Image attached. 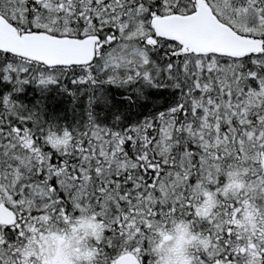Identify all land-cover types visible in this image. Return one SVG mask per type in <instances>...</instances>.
<instances>
[{
    "label": "snow or ice",
    "instance_id": "snow-or-ice-1",
    "mask_svg": "<svg viewBox=\"0 0 264 264\" xmlns=\"http://www.w3.org/2000/svg\"><path fill=\"white\" fill-rule=\"evenodd\" d=\"M177 221L264 264V0H0V264H164Z\"/></svg>",
    "mask_w": 264,
    "mask_h": 264
},
{
    "label": "rangeland",
    "instance_id": "rangeland-1",
    "mask_svg": "<svg viewBox=\"0 0 264 264\" xmlns=\"http://www.w3.org/2000/svg\"><path fill=\"white\" fill-rule=\"evenodd\" d=\"M79 226L77 236H82L84 225ZM76 236L68 232H50L34 243L33 253L41 255V264H70L69 252L76 246Z\"/></svg>",
    "mask_w": 264,
    "mask_h": 264
},
{
    "label": "clouds",
    "instance_id": "clouds-1",
    "mask_svg": "<svg viewBox=\"0 0 264 264\" xmlns=\"http://www.w3.org/2000/svg\"><path fill=\"white\" fill-rule=\"evenodd\" d=\"M93 228L90 222L84 225L85 232ZM193 242L190 230L177 221V225L170 227L158 240L157 248L164 258V264H186V253Z\"/></svg>",
    "mask_w": 264,
    "mask_h": 264
}]
</instances>
